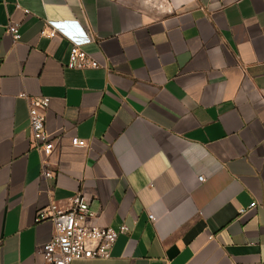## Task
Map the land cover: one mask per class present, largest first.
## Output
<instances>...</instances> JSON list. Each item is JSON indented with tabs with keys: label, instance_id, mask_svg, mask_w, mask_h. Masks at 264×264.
<instances>
[{
	"label": "crops",
	"instance_id": "obj_1",
	"mask_svg": "<svg viewBox=\"0 0 264 264\" xmlns=\"http://www.w3.org/2000/svg\"><path fill=\"white\" fill-rule=\"evenodd\" d=\"M52 20L100 67L68 68ZM21 94L50 98L47 157ZM78 192L129 231L73 264H264V0H0V264H43L38 210Z\"/></svg>",
	"mask_w": 264,
	"mask_h": 264
},
{
	"label": "built area",
	"instance_id": "obj_2",
	"mask_svg": "<svg viewBox=\"0 0 264 264\" xmlns=\"http://www.w3.org/2000/svg\"><path fill=\"white\" fill-rule=\"evenodd\" d=\"M20 4L17 3L19 7ZM48 28H44L42 34L54 37L60 34L70 41L69 59L67 67L70 69L98 68L100 63L95 60L85 49L92 41L86 30L80 27L77 20L48 22ZM7 32L17 41L21 38L20 24L10 21ZM29 100V125L35 147L44 157L49 156L55 148V140L49 134L46 127V111L50 105L47 96H28L21 94ZM72 145L86 147L87 141L77 136L72 137ZM44 165L46 162L44 161ZM45 178H53L54 173L49 168L42 170ZM200 180L204 177L200 176ZM256 202H252L248 208H241L246 212L254 208ZM94 212L90 208L88 198L81 192L75 194L67 207L52 203L38 210L37 221L51 220L54 225V234L51 240L43 244L41 255L43 264H73L76 260L83 259H108L112 256V249L120 235L126 234L129 227L122 224L118 229L101 227L91 220ZM154 220V216L150 215Z\"/></svg>",
	"mask_w": 264,
	"mask_h": 264
}]
</instances>
